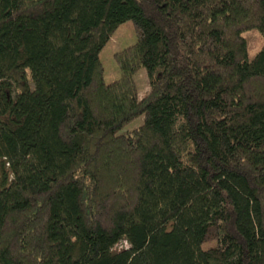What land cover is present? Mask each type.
<instances>
[{
  "label": "trees",
  "instance_id": "trees-1",
  "mask_svg": "<svg viewBox=\"0 0 264 264\" xmlns=\"http://www.w3.org/2000/svg\"><path fill=\"white\" fill-rule=\"evenodd\" d=\"M0 264H264V0H0Z\"/></svg>",
  "mask_w": 264,
  "mask_h": 264
},
{
  "label": "rangeland",
  "instance_id": "rangeland-1",
  "mask_svg": "<svg viewBox=\"0 0 264 264\" xmlns=\"http://www.w3.org/2000/svg\"><path fill=\"white\" fill-rule=\"evenodd\" d=\"M245 40L246 57L250 59L261 47L262 39L255 30H247L241 34ZM135 42L134 27L130 20L119 24L109 35L104 45L97 53L101 65V76L104 84L111 83L118 78V68L113 59V54L132 45ZM136 99L141 98L148 89V83L143 69H138L131 76ZM141 116L128 121L120 132L129 131L137 127L141 122ZM126 244L121 242L113 247L114 250L125 248Z\"/></svg>",
  "mask_w": 264,
  "mask_h": 264
}]
</instances>
